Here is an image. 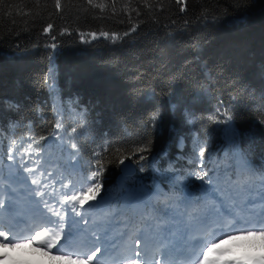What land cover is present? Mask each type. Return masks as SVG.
Listing matches in <instances>:
<instances>
[{
  "label": "trees",
  "instance_id": "trees-1",
  "mask_svg": "<svg viewBox=\"0 0 264 264\" xmlns=\"http://www.w3.org/2000/svg\"><path fill=\"white\" fill-rule=\"evenodd\" d=\"M0 122L41 159L71 139L101 191L121 159L211 154L217 126L262 147L264 0H0Z\"/></svg>",
  "mask_w": 264,
  "mask_h": 264
},
{
  "label": "snow or ice",
  "instance_id": "snow-or-ice-1",
  "mask_svg": "<svg viewBox=\"0 0 264 264\" xmlns=\"http://www.w3.org/2000/svg\"><path fill=\"white\" fill-rule=\"evenodd\" d=\"M177 2L183 4V0H177ZM89 3H92V0H89ZM56 7H60V0H56ZM51 28L52 25L49 24L44 32L47 33ZM92 35L95 36L96 34L92 33ZM102 35L106 37L108 33L105 32ZM81 38L83 39V37ZM115 38L116 34L113 33V39ZM51 47L55 49L57 45L53 43ZM210 119L215 121L216 118L210 117ZM225 131L230 142L238 141L243 135L231 124L227 126ZM72 147L75 148L76 145L73 144ZM204 153L205 149L201 147L199 157H203ZM9 159L12 157L9 156ZM140 159L143 160L145 157L141 155ZM120 163L123 165L121 179L135 174L136 170L131 163L124 164L123 159L120 160ZM200 167L203 168V161H201ZM99 174L92 172L91 179L86 180V183L90 184L86 190L82 186L80 191H75L71 195L65 194L60 211H53L47 202H44V208L41 209L39 207L40 201H37L38 214L32 215L30 220L24 216H13L8 220H0V249H16L34 245L36 250L43 253L50 261L69 260L72 264H89V262L95 264L94 258L97 257L98 253H101L100 247L96 246L95 243L93 244L94 250L90 251V254L80 256L61 255L60 253L72 250L73 240L77 233L85 232L87 235L86 225H81L80 221L85 219L83 213L87 209L84 206L89 201L96 199L102 190V184L98 180ZM206 177L208 180L212 179L209 173L201 171L194 178L205 181ZM32 183L37 184L38 182L33 180ZM260 184L262 186L259 189L255 187V183L252 181L245 183L242 187H235L233 195L227 199L217 197L219 205L213 203L204 210L197 221L201 225L198 229L201 235L191 242V250L187 252L189 264H242V261L255 256L236 255L231 249L221 246L240 237H258L264 241V180H261ZM202 186L206 189L212 188V184L208 182ZM253 192H257L258 196L254 198ZM35 195L40 196L41 194L36 192ZM210 195L216 196V192L213 191ZM100 199L104 200V197H100ZM228 200H232L233 203H228ZM257 201L262 205L259 212L248 208L249 204H255ZM88 207H94V205L89 204ZM62 211L64 214H61ZM245 212L249 214L242 215ZM228 217H232V219H228ZM20 224L27 225V227L24 230H18ZM74 225L79 227L74 229ZM136 244H140L139 239L136 240ZM7 255V252H0V261L5 260ZM137 256H139L138 253ZM127 264H140V259H129Z\"/></svg>",
  "mask_w": 264,
  "mask_h": 264
},
{
  "label": "rangeland",
  "instance_id": "rangeland-1",
  "mask_svg": "<svg viewBox=\"0 0 264 264\" xmlns=\"http://www.w3.org/2000/svg\"><path fill=\"white\" fill-rule=\"evenodd\" d=\"M182 141L178 140V145L182 146ZM253 240V241H252ZM253 244L256 247H264V241H261L258 237L257 238H252ZM250 241L246 240L245 244L250 245ZM17 252V251H15ZM23 252H27L29 254H34L35 253V249L33 246H26L23 247ZM248 252L244 251L242 254L239 255H244ZM28 256H33L40 264H72V262L70 261H62V260H56V261H50L48 257H46L44 254L41 255H28Z\"/></svg>",
  "mask_w": 264,
  "mask_h": 264
},
{
  "label": "bare ground",
  "instance_id": "bare-ground-1",
  "mask_svg": "<svg viewBox=\"0 0 264 264\" xmlns=\"http://www.w3.org/2000/svg\"><path fill=\"white\" fill-rule=\"evenodd\" d=\"M180 148L182 147V146H179ZM256 206H257V203H255L253 206H248V208L249 209H255L256 208ZM247 213V212H246ZM249 214V213H248ZM92 242H93V244L96 242L95 241V237L92 235ZM166 240H172V235L171 234H168L167 236H166V238H165ZM117 242V241H116ZM117 245L116 244H114V246H112L113 248H112V251H113V254L115 253V254H117L118 253V247H116ZM91 249L92 250H94V247L92 246L91 247ZM1 252H7V258L5 259V260H2V261H0V263H2V264H28V263H31V264H35V263H33L30 259H26V258H23V257H21V256H18V255H16V256H9V252L7 251V250H2L1 249ZM247 252V251H246ZM244 255H252V252H248V253H246V254H244ZM8 257H10V258H8ZM248 260V259H247ZM247 260H244V261H247Z\"/></svg>",
  "mask_w": 264,
  "mask_h": 264
},
{
  "label": "water",
  "instance_id": "water-1",
  "mask_svg": "<svg viewBox=\"0 0 264 264\" xmlns=\"http://www.w3.org/2000/svg\"><path fill=\"white\" fill-rule=\"evenodd\" d=\"M128 163H131L130 161H128V162H125L124 164H128ZM132 164V163H131ZM133 166V165H132ZM123 167V165H121V168Z\"/></svg>",
  "mask_w": 264,
  "mask_h": 264
}]
</instances>
